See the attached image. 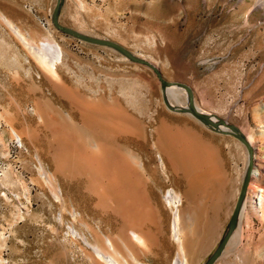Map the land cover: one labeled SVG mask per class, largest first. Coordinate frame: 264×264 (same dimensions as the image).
Instances as JSON below:
<instances>
[{"label":"rangeland","instance_id":"374dc122","mask_svg":"<svg viewBox=\"0 0 264 264\" xmlns=\"http://www.w3.org/2000/svg\"><path fill=\"white\" fill-rule=\"evenodd\" d=\"M55 4L0 0V264H113L98 250L171 264L169 189L190 263L203 264L227 230L245 146L169 109L150 68L58 30ZM61 21L154 60L252 139L248 194L262 204L215 264H264V0H65ZM46 36L58 44L51 70L25 42Z\"/></svg>","mask_w":264,"mask_h":264},{"label":"water","instance_id":"95a60500","mask_svg":"<svg viewBox=\"0 0 264 264\" xmlns=\"http://www.w3.org/2000/svg\"><path fill=\"white\" fill-rule=\"evenodd\" d=\"M64 2L65 0H56V4L51 16L52 23L58 30L85 42L110 47L121 53L123 56L129 58L131 61L142 64L150 68L160 81L163 100L169 109L178 113L191 114L196 119L200 120L202 123L213 128L214 130L223 134L232 135L236 137L245 146L248 152V164L244 174L240 193L238 195L234 209L228 221L227 230L220 239L213 253L203 263V264H215L219 260V258L223 255L226 246L230 241V238L232 237L233 233L235 232V230L239 225L244 199L246 197V194L248 193L251 179L254 175L255 172L254 170L256 168V163H255L256 148L253 146L252 142L248 140V136L242 131V129L239 126H237L232 122H229L223 117L213 118L212 115L200 110L195 102L194 90L189 84L180 81L168 80L164 76L160 68L155 66L152 62H150L146 58L134 54L132 50H130L128 47H126L120 42H117L109 38L93 36L84 33L80 30H77L71 26L63 24L61 21V12ZM170 86H176L180 89H183L186 92L187 105H178L170 102L167 94L168 87Z\"/></svg>","mask_w":264,"mask_h":264},{"label":"bare ground","instance_id":"6f19581e","mask_svg":"<svg viewBox=\"0 0 264 264\" xmlns=\"http://www.w3.org/2000/svg\"><path fill=\"white\" fill-rule=\"evenodd\" d=\"M5 21L16 32H18L19 35L21 34V32H19V30L15 26L12 25V23L9 21V19H5ZM22 36H23V34H22ZM25 42L28 44L29 50L32 53V55L35 57V59L38 60V62H40L41 65L44 66V68L51 70L52 69L53 56L56 54L57 49H58L57 42L50 36L43 37V39L40 40L38 42V44H35L36 42H32L31 40L30 41L27 40ZM132 52L134 53V51H132ZM134 54H136V55H138L140 57L142 56V55L137 54V53H134ZM146 59L149 60L150 62H152L155 66H157L159 68V65L154 60L149 59V58H146ZM167 94H168V98H169L171 103L178 104V105H187V96H186V92L183 89H180V88H178L176 86H170V87H168ZM196 105H197V107L200 110L212 115L213 118L221 117V116L215 115L214 113L207 112L206 110H204V108L199 106L197 103H196ZM39 118L43 119V116L41 114H39ZM91 140H92L91 141L92 144L95 145V147L97 146L99 148V142L95 138H93ZM250 140L252 141L251 138H250ZM254 171H255L254 174L257 175L258 172H257L256 168H255ZM56 191H57V193H59L60 189L56 188ZM165 199L167 200V203H169V205H175L177 207V210H176L175 215H174L175 217H174V223H173L172 227L174 229V234L173 235L175 236V239L178 242V251L176 253L175 258L172 260L171 264H191L190 263L191 261H190L188 255H187V253H186L185 241H184V238H183L184 236H183V233H182L183 232L182 214H181V212H180V210L178 208V204L181 202L182 198H181L180 194H178L174 189H169L168 192L165 195ZM261 200H262V197H261L259 192H256L254 194H250V193L246 194V197H245L244 203H243V207H242V212H241V215H240L239 225H238L237 229L235 230V232L233 233L232 237L230 238V241L228 242V245L226 246V248L229 245H233L236 249H239V247L242 245V243H243V234H242V229H241L242 219L244 218L245 214L248 211H250V209H251L252 212H257L259 205L262 204ZM136 237H137V239L138 238L142 239L137 234H136ZM108 243H109V245H111L109 240H108ZM226 250L227 249H225V251ZM98 252L101 255V257H103L107 262H110V263H113V264H121L120 263L121 261L116 259L115 256L111 254L112 252L111 253L110 252H106V253L104 252L103 253L100 250H98ZM244 263L245 262L242 261V264H244ZM122 264H123V262H122ZM139 264H148V263H143L142 262V263H139Z\"/></svg>","mask_w":264,"mask_h":264}]
</instances>
